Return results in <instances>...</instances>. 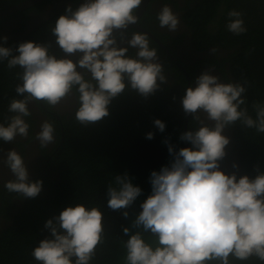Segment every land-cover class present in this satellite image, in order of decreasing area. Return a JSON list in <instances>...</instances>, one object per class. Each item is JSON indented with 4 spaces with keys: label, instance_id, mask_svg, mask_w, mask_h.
<instances>
[{
    "label": "clouds",
    "instance_id": "obj_1",
    "mask_svg": "<svg viewBox=\"0 0 264 264\" xmlns=\"http://www.w3.org/2000/svg\"><path fill=\"white\" fill-rule=\"evenodd\" d=\"M142 2L83 0L75 9L69 4L49 28L54 43L26 41L15 48L0 45V63L6 61L9 70L21 69L16 73L20 83L15 92L23 97L10 100L7 111L12 115L0 123V140L12 142L20 136L39 141L41 149L59 142L55 122L47 119L30 137L31 125L26 120L33 115L30 103L55 110L74 97L78 105L74 119L86 128L108 117L112 101L126 91L147 99L167 84L158 49L151 46L147 33L133 31L127 38L129 25L140 23L136 12ZM227 15L230 33L247 32L242 12L232 9ZM156 20L170 32L180 25L179 14L168 4L162 6ZM8 39L7 35L0 37L3 44ZM125 41L128 46H120ZM54 45L63 56L54 53ZM130 48L137 49L134 55L128 54ZM211 52L217 53L218 48ZM211 70L214 67L196 77L195 86L187 87L181 99L184 114L197 125L179 137L190 147L177 151L164 141L172 160L151 172V195L141 203L142 210L131 225L122 229L129 237L122 241L123 264H264V170L256 165V175L250 177L221 169L230 144L225 129L239 124L264 134V103L253 102V117L247 79L223 82ZM153 123L161 133L165 131V122L155 119ZM146 138L153 139L154 133L148 132ZM3 163L14 177L3 183L7 192L25 199L39 196L43 181L29 179L22 154L9 150ZM232 167L238 170L239 166L233 163ZM106 194L107 207L127 219L128 209L142 189L125 172L115 175ZM44 228L50 236L31 252L37 264H93L106 240L99 206L70 205L47 219Z\"/></svg>",
    "mask_w": 264,
    "mask_h": 264
},
{
    "label": "trees",
    "instance_id": "obj_2",
    "mask_svg": "<svg viewBox=\"0 0 264 264\" xmlns=\"http://www.w3.org/2000/svg\"><path fill=\"white\" fill-rule=\"evenodd\" d=\"M19 1L21 0H0V9ZM67 1L69 2L63 0L65 3L55 5L46 18L37 19L26 38L0 45L15 48L26 41L54 43L55 38L49 28L65 13L67 5L71 4L75 9L83 3L81 0ZM169 1L175 8L179 7L178 0ZM183 6L186 10L183 19L191 29L190 37L194 47L199 51H206L210 47L227 51L226 55L217 52L202 57L199 54L190 68L193 77L191 82L200 74L199 68L204 65L209 66L208 70L210 66L214 67L216 70L213 72L219 73L218 76L224 82H243L247 79L250 85L246 86L248 108L254 117L253 102L264 103V0H186ZM35 8L39 12L42 4ZM232 9L243 13L247 27V32L239 36L226 28L229 19L227 14ZM148 10L151 12L153 8L149 7ZM17 14L28 19L26 10L16 12L15 15ZM20 23L21 27L16 30L24 29L26 24ZM183 33L178 34L179 40ZM167 35L157 32L161 39ZM152 41L159 46L153 39ZM53 51L58 57L64 55L58 46L54 45ZM134 53L135 49L130 48L128 54ZM169 67L174 72L172 83L168 78V83L161 85L147 99L135 91H126L112 101L108 117L86 128L75 121L76 109L74 112L61 114L60 117L55 114L50 116L57 127L59 142L54 147L55 152L49 154L46 167L56 174L53 179L54 175L48 170L44 173L39 168L40 175L36 178L43 181V189L44 184L48 185V197L43 195L42 190L35 199L16 200V194L7 192L0 180V217L3 219L0 225V264H37L31 252L40 240L50 236L44 228L45 221L59 215L66 207L78 203L89 207L99 206L104 214L106 240L98 250L93 264H123L125 248L122 241L129 237L123 234L122 229L131 225V218L135 219L142 210L141 203L151 195V172L159 171L172 160L164 141L167 139L177 151L182 147H190L188 142L179 139L180 134L185 132L186 125L188 130L197 127L190 116L186 122L181 104L187 77L177 64L171 62ZM19 71L21 69L18 67L9 70L6 61L0 63V123L5 122L6 116L12 115L7 111L10 100L23 98L15 92L16 85L20 83L16 76ZM178 83L181 85H174ZM27 119L31 121V126L35 125L36 120L32 116ZM155 119L165 122L163 133L155 127ZM231 128L236 137V148L244 174L254 177L256 165L264 170V134H257L254 129H244L239 124ZM148 132L154 133L153 139L146 138ZM1 144L2 140L0 152ZM225 161L226 159L221 161V164ZM43 163L44 161L41 164ZM125 172L132 183L142 189V194L128 209L127 219L121 212L107 207L106 194L107 186L114 181L115 175ZM251 264L259 262L253 261Z\"/></svg>",
    "mask_w": 264,
    "mask_h": 264
},
{
    "label": "flooded vegetation",
    "instance_id": "obj_3",
    "mask_svg": "<svg viewBox=\"0 0 264 264\" xmlns=\"http://www.w3.org/2000/svg\"><path fill=\"white\" fill-rule=\"evenodd\" d=\"M57 1L58 2L44 0L41 3H38V4H42V9L39 12H37L35 8V6H37L38 4L33 6L34 8L30 7L27 9L19 10V11L26 10L28 19H23L22 14L15 15L16 12L12 13L9 16L0 18V24L2 23L1 24L2 27L0 28V37L7 35L9 38L7 43H9L10 41H18L20 39L26 38V36H28L27 34L28 31H30V28L34 25L33 23L37 22V19L41 17L42 19H44L48 15H50V13L54 10L55 5L59 3L63 4L65 2H69L67 0H65V2H63V0H57ZM178 1H179L178 2L179 7L177 6L178 8L177 9L175 8L174 5H172V3H170L169 0H149V1L147 0L149 4H147L146 2V5L148 6H146L141 16L138 17L140 18V23L135 24L134 27L129 26L128 29L126 30V33H127L128 39L131 38V33L133 31H140V32L147 33V35L151 37L159 45L157 47L153 43L152 39L150 38L152 42L151 46L156 47L158 49V55L160 57V62L163 64L165 73L170 79V82L172 83L174 79V72L172 68L169 67L171 62H173L174 64H177L181 72H183L185 77H187V80H186L187 81L186 88H187L188 81H190L193 78L190 68H191V65L194 63V61L196 60V57H199V54H202V57L206 54L213 55V53L211 52V49L213 47H210L206 51H199L194 47L192 43V39L190 37L191 29L189 25L183 19V14L184 12H186L183 4H185L186 0H178ZM165 4H168L172 8L173 12L178 13L180 16V25L176 32H170L166 27L160 28L158 21L155 19L157 13L160 11L162 6ZM149 7L153 8L151 12L148 10ZM6 8L7 7L3 9H6ZM20 22H23L26 25L24 29L16 30L17 28L21 27ZM157 32L161 34L167 33L168 35L165 36L164 39H161L159 36H157ZM181 32H184V33L181 37V40H179L178 34ZM0 44H3V41H0ZM123 45H127L126 41L121 44V46ZM136 51L137 49H135V52ZM218 52L221 55L227 54L226 50L220 49V48H218ZM71 58L74 60L76 59V57H71ZM208 69H209V66L207 65L201 66L198 71L200 72L199 75H201L205 70H208ZM184 70H186L188 76L186 75ZM214 70L216 69L214 68ZM214 70H211L212 74L218 75L219 73L213 72ZM194 81L195 79L193 80V82L190 81L191 86L192 84L193 86H195ZM174 85L179 86L181 85V83L174 84ZM77 106L78 105L74 97H70L68 100L63 101L60 105L56 107L55 110H49L43 104H40L39 106H37V104L30 103L29 108L33 113L32 117L36 120L35 125L31 126L30 128V137L34 136L36 132L40 131V125L45 119L52 121L50 119V116H52V114H55L58 117H60L61 114H65L67 112H74ZM44 110L46 111L44 112ZM26 120L30 124L31 121L27 118ZM224 134L230 138V144L226 146L227 155L224 158L226 159V161L221 164V169L228 174H230L233 171H238V175H245L244 169L239 161L240 154H239L238 148H236V137H235L234 131L232 130L231 127H229L225 129ZM1 145L2 147H1V152H0V180L3 183L6 180L14 178L10 169L3 163V160L6 158L7 152L12 149L17 150L20 154H22L25 157V164L28 168L29 179L31 181H35L36 178L39 177L40 175L39 168H41V172H44V173L46 170H48L52 176L56 174L54 170L46 167L47 162H49V154L55 152V149H54L55 144H50L47 149H41L39 148V141H34L32 139L26 140L25 138H21L20 136H17L16 139L12 142H4L2 140ZM43 161L44 163L41 164ZM233 163L239 166L238 170L232 167ZM54 178H55V175L53 176V179ZM42 190L44 192L43 195L48 197L49 195L48 185L44 184V189L42 188ZM19 199L20 198L18 197L16 198V200H19ZM2 223H3V219L2 217H0V225Z\"/></svg>",
    "mask_w": 264,
    "mask_h": 264
},
{
    "label": "water",
    "instance_id": "obj_4",
    "mask_svg": "<svg viewBox=\"0 0 264 264\" xmlns=\"http://www.w3.org/2000/svg\"><path fill=\"white\" fill-rule=\"evenodd\" d=\"M42 1H44V0H22L19 3L15 4V5H12V6L8 7V8H6V9H1L0 10V18L8 16V15H10L12 13H15V12L19 11V10H23V9H27V8L33 7V6L37 5L38 3H41ZM146 2H147V0H143L142 5L137 10L136 15L138 17L141 16V14L144 12V10H145V8L147 6ZM147 4H148V2H147ZM129 26L130 27H134L135 24H131ZM184 71H185L186 75L188 76L186 70H184ZM188 80H190V79H188ZM190 81H188L187 87L191 86ZM187 120H188V116H186V122H187ZM184 128H185L184 131H188L187 125Z\"/></svg>",
    "mask_w": 264,
    "mask_h": 264
},
{
    "label": "bare ground",
    "instance_id": "obj_5",
    "mask_svg": "<svg viewBox=\"0 0 264 264\" xmlns=\"http://www.w3.org/2000/svg\"><path fill=\"white\" fill-rule=\"evenodd\" d=\"M16 4H17V3H16ZM13 5H15V4H13ZM11 6H12V5H11ZM8 7H10V6H8ZM8 7H7V8H8ZM10 15H11V14H10ZM8 16H9V15H8ZM5 17H6V16H5Z\"/></svg>",
    "mask_w": 264,
    "mask_h": 264
},
{
    "label": "rangeland",
    "instance_id": "obj_6",
    "mask_svg": "<svg viewBox=\"0 0 264 264\" xmlns=\"http://www.w3.org/2000/svg\"><path fill=\"white\" fill-rule=\"evenodd\" d=\"M131 221H132V218H131Z\"/></svg>",
    "mask_w": 264,
    "mask_h": 264
}]
</instances>
